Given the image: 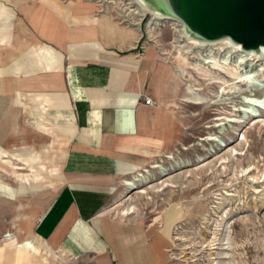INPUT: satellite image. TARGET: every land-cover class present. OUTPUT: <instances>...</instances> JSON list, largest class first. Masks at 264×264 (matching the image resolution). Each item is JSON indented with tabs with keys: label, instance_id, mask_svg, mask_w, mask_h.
Listing matches in <instances>:
<instances>
[{
	"label": "rangeland",
	"instance_id": "rangeland-1",
	"mask_svg": "<svg viewBox=\"0 0 264 264\" xmlns=\"http://www.w3.org/2000/svg\"><path fill=\"white\" fill-rule=\"evenodd\" d=\"M58 1L61 5L75 2ZM114 5L109 10L100 6L101 11L96 13L121 21ZM38 6L44 7L39 0H23V4L18 0H0V8L5 9L0 17V53H15L16 39L45 41L25 17L28 8ZM89 11L94 12V8ZM6 15L8 19L3 20ZM60 23L65 25L63 21ZM19 26L24 28V33L17 31ZM157 34L169 54L148 64L147 85L156 96L153 105L168 118L160 131L162 145L160 138H156L154 143L158 142V147L139 150L136 160L144 166L166 165L169 173L157 174L155 180L145 185L146 193L136 192L137 188L128 189L121 181L122 196L130 192H127L129 199H122L120 206L115 204L108 215L115 222L110 251L111 256L115 255L112 264H123L121 248L132 252L134 264H264V111L253 112L260 115L259 121L253 123L252 115L244 117L239 111L243 102L237 89L221 94L218 84H209L187 67L183 71L179 68V73L172 75L171 66L178 67L176 51L170 44L172 33L162 27ZM145 37L144 21L136 49L131 50L128 41L120 42L116 36L96 35L107 48L118 49L120 55H143ZM151 50L156 52L152 47ZM15 56L22 74L32 61L38 70L45 69L27 47ZM4 67L2 75L14 74L15 65L5 62ZM187 87L198 88L196 93L202 98L201 104L181 100ZM40 102L39 95L28 92L0 94V147L19 145L36 150L38 146L47 145L50 138L25 122L33 126L38 122L39 128L53 137L48 126L36 117ZM226 118L234 121L227 122ZM13 123L18 128L8 130ZM59 153L56 152L53 163L19 171L26 175L21 180L14 178L12 169L23 168L22 162L10 158L9 153H0V248L9 245L10 240L4 239L8 233L17 235L18 240L23 239L57 192L60 183L50 169L56 165L63 174ZM168 154L180 160L182 167L173 166V160L165 158ZM2 184L22 186L19 190L22 193L14 198L12 190L4 189ZM132 205L134 213L122 217L121 209ZM56 254L65 260L50 264H106L103 257L84 252L69 258ZM15 262L11 250H0V264Z\"/></svg>",
	"mask_w": 264,
	"mask_h": 264
},
{
	"label": "crops",
	"instance_id": "crops-1",
	"mask_svg": "<svg viewBox=\"0 0 264 264\" xmlns=\"http://www.w3.org/2000/svg\"><path fill=\"white\" fill-rule=\"evenodd\" d=\"M18 1L23 4V0ZM27 10V22L60 52L61 65L37 70L40 76L34 79L32 88L16 87L10 95H39L45 108L40 122L52 132L53 145L64 150L60 157L63 182L30 231L65 258L84 252L112 264L115 222L108 215L122 197L121 180L128 173L113 160L139 162V150L158 147L156 138L161 145L164 142L160 131L167 115L142 99L156 98L147 85L146 69L151 60L145 55H120L118 49L107 48L96 38L97 33L128 41L131 48L136 40L133 36L121 39L115 31L101 27L98 17L68 20L62 25L44 7ZM33 10L48 14L55 26L54 35L30 21ZM72 65L75 81L69 77ZM81 67L83 71H79ZM120 258L123 264H134L132 252L126 249L121 248Z\"/></svg>",
	"mask_w": 264,
	"mask_h": 264
},
{
	"label": "bare ground",
	"instance_id": "bare-ground-1",
	"mask_svg": "<svg viewBox=\"0 0 264 264\" xmlns=\"http://www.w3.org/2000/svg\"><path fill=\"white\" fill-rule=\"evenodd\" d=\"M40 3L63 22L68 20L77 22L98 17L97 19L101 27L110 31H115L116 35L121 39L133 36L135 40L138 41L142 33V22L144 21V33L146 37L145 42L142 43V48L144 49L143 55L151 60V64L159 56L169 54V51L162 47L157 34L160 28L167 27L172 33L170 44L176 51L175 57L178 58V67L176 69L171 66V74H178L179 68L183 71L184 68L187 67L196 71L200 78L208 81L209 84H218L221 94L230 92L232 88L237 89L242 95L243 102V107L240 108L239 111L243 113L244 117L248 114L252 115L251 119L253 123L259 121L260 115L253 112L257 110L264 111V47H261L257 51L243 50L239 45L232 43L228 38H222L215 41L193 39L186 34L184 25L181 22L156 11L153 7L148 5L145 0H117L116 3L118 5L115 4V0H75L72 5H69L68 3L66 5H61L58 0H40ZM113 5L114 8L117 7L116 14L121 21H116L107 14L99 15L96 13L97 11H101V9L98 8L100 6L108 7L107 10H109ZM92 8H94V12L91 13L89 10ZM146 13L149 14L148 17ZM4 14L5 9L0 8V17ZM28 18L41 31L47 32L51 36L54 35L55 26L48 14L39 10H33ZM7 19L8 16L6 15L3 20ZM122 23L127 24L121 25ZM19 27L20 28H18L17 31L24 33V28L21 26ZM24 47H27V49L30 50L33 57H36L37 62L40 61L45 69H55L59 68L61 65V54L50 42H29L16 39L15 53H6L5 55L0 53V94L2 96L14 94V89L16 87L20 89L26 87L32 88L34 79H36L37 76H40V74H37L38 69L35 66V61L28 63L24 71L25 76L21 75V70L19 68L20 63L15 55L16 52L19 53ZM136 47L137 46L133 45L131 50L136 49ZM151 47L156 49V52H153ZM143 55L136 56L139 57ZM70 61L74 60L71 59ZM5 62L15 65L14 74L8 76L1 74L5 68ZM78 69L79 71H83L82 67ZM70 70L71 73L69 74V77L75 81L77 76L74 71H76V69L72 65ZM48 75L49 74L46 73V76ZM76 80L79 79L77 78ZM36 88H38V86ZM196 91H198V88L191 89V87H187L181 100L192 105L201 104L202 98L196 93ZM14 102L17 103L18 99L15 98ZM43 111H45V108L39 104L35 114L40 121L43 118ZM45 113L48 115V112ZM226 120L227 122L234 121L233 118H226ZM25 122L31 129L49 137L50 140L47 145L38 146L36 150L19 145L10 148L1 145L0 153H9L10 158L22 162L21 165H23V168L18 169L13 167L12 169L14 178L20 180L24 179L26 175L20 174L19 171L36 165H42L44 163H53L55 162V158H57L56 152H60L59 157H61V154L64 152L63 149L53 145L51 135L48 132L41 130L38 126V122L35 123L37 124L35 126L26 120ZM219 125L221 124H218V126ZM17 128V124L13 123L8 130H16ZM165 158L173 160V166L178 168L182 167L181 161L178 159L175 160L173 156L168 154ZM113 161L119 168H122V170H128L127 175L129 177H122V183L128 189L137 188L136 192L138 193H146L145 185L152 180H155L157 174L162 176L169 173V167L163 164L151 163L144 166L139 162H132L122 158H115ZM53 167V169H50V172H53L54 179L57 182L62 183L63 175L60 173V170L56 165ZM2 186L4 189L9 187L3 184ZM6 189L12 190L14 198L22 193V191H19L22 190V186H19V188L9 187ZM127 192H130V190ZM127 192L117 202L118 206L121 205L123 200L125 201L129 199V193ZM121 210L122 217H126L129 213H134L135 207L132 205ZM38 218L39 216L36 220H38ZM4 239L10 240V243L9 245L0 248V250H11V254L16 260L15 264H50L58 259L65 260L53 251L47 240L32 234L30 229L21 240H18L17 235L10 233L4 235Z\"/></svg>",
	"mask_w": 264,
	"mask_h": 264
},
{
	"label": "water",
	"instance_id": "water-1",
	"mask_svg": "<svg viewBox=\"0 0 264 264\" xmlns=\"http://www.w3.org/2000/svg\"><path fill=\"white\" fill-rule=\"evenodd\" d=\"M201 41L228 38L243 50L264 47V0H145Z\"/></svg>",
	"mask_w": 264,
	"mask_h": 264
},
{
	"label": "built area",
	"instance_id": "built-area-1",
	"mask_svg": "<svg viewBox=\"0 0 264 264\" xmlns=\"http://www.w3.org/2000/svg\"><path fill=\"white\" fill-rule=\"evenodd\" d=\"M142 99H143L144 103L147 105H153L154 104V101L150 97L143 96Z\"/></svg>",
	"mask_w": 264,
	"mask_h": 264
}]
</instances>
